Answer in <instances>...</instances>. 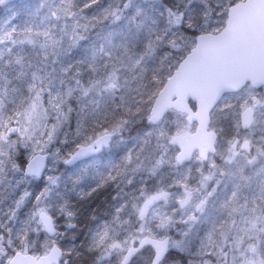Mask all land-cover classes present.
Here are the masks:
<instances>
[{"label":"snow or ice","instance_id":"obj_1","mask_svg":"<svg viewBox=\"0 0 264 264\" xmlns=\"http://www.w3.org/2000/svg\"><path fill=\"white\" fill-rule=\"evenodd\" d=\"M0 264H264V0H0Z\"/></svg>","mask_w":264,"mask_h":264}]
</instances>
